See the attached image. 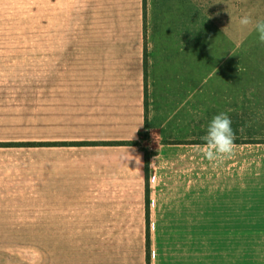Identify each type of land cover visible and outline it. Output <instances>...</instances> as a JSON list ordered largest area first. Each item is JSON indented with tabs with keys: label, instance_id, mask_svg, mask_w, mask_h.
Returning a JSON list of instances; mask_svg holds the SVG:
<instances>
[{
	"label": "crops",
	"instance_id": "obj_1",
	"mask_svg": "<svg viewBox=\"0 0 264 264\" xmlns=\"http://www.w3.org/2000/svg\"><path fill=\"white\" fill-rule=\"evenodd\" d=\"M0 39V53L32 55L25 76L0 78V142L138 140L143 0H0ZM236 146L219 196L183 151L0 148V204L23 201L29 216L0 222V264H148V186L151 264H264V146Z\"/></svg>",
	"mask_w": 264,
	"mask_h": 264
},
{
	"label": "rangeland",
	"instance_id": "obj_2",
	"mask_svg": "<svg viewBox=\"0 0 264 264\" xmlns=\"http://www.w3.org/2000/svg\"><path fill=\"white\" fill-rule=\"evenodd\" d=\"M143 42L145 123L136 145L148 156L188 153L207 194H229L232 148L264 146V0H143ZM31 56L0 53V78L25 76ZM24 205L0 204V222L28 221ZM7 251L0 246V259Z\"/></svg>",
	"mask_w": 264,
	"mask_h": 264
},
{
	"label": "trees",
	"instance_id": "obj_3",
	"mask_svg": "<svg viewBox=\"0 0 264 264\" xmlns=\"http://www.w3.org/2000/svg\"><path fill=\"white\" fill-rule=\"evenodd\" d=\"M147 66V60L144 58V67ZM129 146L136 145L135 141H111V142H58V143H45V142H0V148H10V147H43V146ZM146 175L147 181L149 183V161L146 164ZM149 186L147 188V218H148V246H147V262L151 264L150 257V199H149Z\"/></svg>",
	"mask_w": 264,
	"mask_h": 264
}]
</instances>
